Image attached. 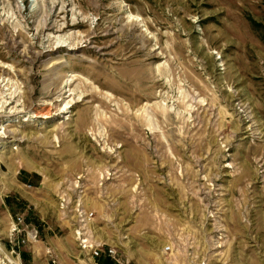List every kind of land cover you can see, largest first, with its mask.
Instances as JSON below:
<instances>
[{"label": "rangeland", "instance_id": "374dc122", "mask_svg": "<svg viewBox=\"0 0 264 264\" xmlns=\"http://www.w3.org/2000/svg\"><path fill=\"white\" fill-rule=\"evenodd\" d=\"M78 231L264 264V0H0V264H117Z\"/></svg>", "mask_w": 264, "mask_h": 264}, {"label": "built area", "instance_id": "2783aa9c", "mask_svg": "<svg viewBox=\"0 0 264 264\" xmlns=\"http://www.w3.org/2000/svg\"><path fill=\"white\" fill-rule=\"evenodd\" d=\"M78 234L82 249L84 250L89 249L92 256L99 257L103 253H105L107 257L114 259L117 264H130L128 260L123 259L119 256L118 251L115 248L110 247L104 250L101 246H93L88 243V238L84 237L82 232L78 231ZM38 235H39V231L37 230V228H33L32 230L27 232V241L37 240Z\"/></svg>", "mask_w": 264, "mask_h": 264}, {"label": "bare ground", "instance_id": "6f19581e", "mask_svg": "<svg viewBox=\"0 0 264 264\" xmlns=\"http://www.w3.org/2000/svg\"><path fill=\"white\" fill-rule=\"evenodd\" d=\"M137 20V19H136ZM134 22V24H136V22L135 21H133ZM132 22V23H133ZM68 28V27H67ZM67 28H65V29H67ZM54 29V28H53ZM64 29V30H65ZM63 30V31H64ZM65 42V41H64ZM143 92H140V93H138V97H142V94ZM157 93V87H156V83L154 84V85H152V86H150L149 87V92L148 93H144L145 95H149V96H152V95H155ZM135 94V93H134ZM15 96V95H14ZM144 96V95H143ZM137 98V97H136ZM6 104H7V101L5 102ZM4 103V104H5ZM2 107H5V105H3ZM163 111H164V109H163ZM139 116V115H138ZM138 116H135L136 118L138 117ZM89 117V116H88ZM84 119V121L85 122H83V121H81V123H80V127H79V131L81 132V133H85V134H87L88 132H87V130H85V128H86V124H87V120H88V118L85 116L84 118L83 117H80V120H83ZM137 119H139V120H141L142 121V123L144 124V120L142 119V117H138ZM93 122V121H92ZM90 126V125H89ZM88 127V126H87ZM129 128V130L131 131L132 130V128L131 127H128ZM88 129V128H87ZM152 129V128H151ZM94 132V131H93ZM92 131L90 132V133H88V134H94ZM137 132V131H136ZM87 134V135H88ZM141 134V133H140Z\"/></svg>", "mask_w": 264, "mask_h": 264}]
</instances>
